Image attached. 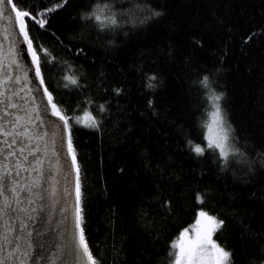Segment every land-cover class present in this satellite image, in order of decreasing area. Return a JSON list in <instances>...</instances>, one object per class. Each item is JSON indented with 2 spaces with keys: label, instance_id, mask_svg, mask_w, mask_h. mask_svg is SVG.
<instances>
[{
  "label": "snow or ice",
  "instance_id": "obj_1",
  "mask_svg": "<svg viewBox=\"0 0 264 264\" xmlns=\"http://www.w3.org/2000/svg\"><path fill=\"white\" fill-rule=\"evenodd\" d=\"M70 2L60 0L51 7L33 10L32 6L22 7L18 0H0V19L14 21L19 40L23 42L18 46V38L13 36L5 51L4 42L0 41V113L4 114L0 117V240L3 241L0 244V264H31L32 260L37 264H126L128 258V249L124 246L127 237L121 236L117 241L114 227L111 245H102L98 241L97 249L100 250L90 246L85 228L82 165L74 138L77 124L102 130L103 124L113 115V96L106 87L97 92V95L107 96L97 105L99 117L88 108H85L82 116L71 115L56 101L54 92L46 82L44 64L48 63L51 67L55 57L43 55L48 54L50 49L43 43L38 45L36 37L30 32L29 21H33L41 29L55 35L49 26L53 10H63ZM129 3L130 0H77L71 13L73 32H79L83 38L73 41L81 45L74 49L75 53L86 55L85 44L89 38L99 40L102 36L120 31L125 36L137 34L141 30L137 25L147 28L166 14L159 6V0H143L135 5V11L126 7ZM129 16L131 19H126ZM124 24H132L133 27L125 30ZM9 35L6 27L5 39ZM252 35L254 33L243 39L247 41ZM56 39L62 46L72 47V44L64 45L58 36ZM192 39L197 46H202L201 39L196 36ZM114 43V40L107 41L109 45ZM21 51L26 53L24 59L30 58V64L20 58ZM224 51L226 54L227 48ZM159 53L166 60L174 59L171 47L166 53L160 47ZM224 58V55L219 56V62L209 67L196 59L194 48L183 57L184 91L189 111L195 116L201 105L205 104L207 119L201 121L204 125L202 132L191 124L185 129L183 121L177 126L178 135L183 138L181 147L187 150L186 154L190 157L207 162L206 167H201L200 175L209 170H216L220 174L234 169L236 165L233 161H239L240 166L245 168L243 174L254 176L258 171H264V141L257 142L244 135L229 117L227 92L220 80ZM95 59L93 56L91 62L95 63ZM143 63L142 54L137 72L143 73ZM29 67L33 75L29 74ZM57 70L63 71V78L82 91L80 80L85 74H77L76 64L65 62L58 65ZM92 75H96L95 72ZM97 79L104 83L108 77L101 70ZM32 84H36L35 89ZM162 86V73L151 71L146 74L144 87L152 92L147 105L157 117L164 113L163 105L157 104L155 96ZM111 92L118 101L126 92L124 83L120 82L119 86L114 84ZM88 102L92 103L91 100ZM116 107L119 108L118 103ZM146 151L143 154L146 155ZM45 160L48 162L47 172ZM143 167L153 178L150 185L152 191L149 196L139 198V206L134 208L133 215L137 226L150 236L153 247L161 253L159 264H165V259L167 264H264V229H251L238 217L235 209H217L215 199H209L212 195L210 187L193 190L192 198L196 204L192 222L179 227L175 236L170 231L166 236L165 229L178 224L179 217L173 214L172 196L162 185L165 181L179 182L183 174L177 172L173 176L168 160L158 159L153 164L146 159ZM58 173L63 175L65 185L59 211L65 221L71 214L74 230L69 236L66 227L57 229L62 242L58 241L48 255L41 253L43 244L36 248L33 238L38 233L32 225L36 223L38 209L56 206L59 199L55 183ZM233 175H236L235 171ZM45 179L51 182L42 184ZM48 219H52L51 215ZM230 221L243 228L242 239L245 236L252 238L251 241L245 240L239 252L235 245H229L219 238ZM47 231V226L41 228V232ZM156 241H163V244L157 246ZM146 251L145 248L136 253L133 264H143L142 253ZM147 259H151V254Z\"/></svg>",
  "mask_w": 264,
  "mask_h": 264
},
{
  "label": "trees",
  "instance_id": "obj_2",
  "mask_svg": "<svg viewBox=\"0 0 264 264\" xmlns=\"http://www.w3.org/2000/svg\"><path fill=\"white\" fill-rule=\"evenodd\" d=\"M18 2L22 7L32 6L36 10L51 7L60 0ZM76 2L71 0L67 8L53 10L49 26L55 35L33 21H29V27L36 43H43L50 49L43 55L55 57L51 67L44 64L46 82L56 101L71 115L82 116L88 108L99 117L97 105L107 96L97 95V92L106 87L113 96V115L103 124L102 130L75 125V144L82 165L86 237L90 246L100 250L97 249L98 241L111 245L114 227L117 241L121 236L127 237L126 264H133L136 253L145 248L143 264H159L161 253L153 247L150 236L137 226L133 215L139 198L149 196L152 191L153 178L143 167L146 159L153 164L158 159L168 160L173 176L177 172L183 174L179 182L165 181L162 185L172 196L173 214L179 217L178 224L165 229L166 236L169 231L175 236L179 227L192 222L196 204L192 192L209 187L212 189L209 199H215L217 209H235L251 229H264V171L254 176L245 175V168L239 161H233L234 169L220 174L209 170L200 175L201 167H206L207 162L186 154L177 128L183 121L185 129L191 124L202 132L201 121L207 116L205 104L195 116L190 113L184 91L183 57L194 48L196 59L209 67H214L219 56L224 55L220 80L227 92L229 117L244 135L257 142L264 141V0H159L166 14L158 22L147 28L137 25L141 28L137 34L125 36L120 31L99 40L89 38L85 44L86 55L74 51L81 45L73 41L83 38L79 32H73L71 13ZM141 2L143 0H130L126 7L135 11V5ZM132 27V24L123 25L125 30ZM250 33L254 35L245 41L243 37ZM57 36L64 45L72 44V47L62 46ZM193 36L202 40V46L196 45ZM108 40L115 43L109 45ZM160 47L165 53L171 47L174 59L166 60L159 53ZM142 54L143 73H139L136 68ZM93 56L95 63L91 62ZM65 62L76 64L77 74H85L80 80L82 91L63 78V71L57 70V66ZM101 70L108 77L104 83L97 79ZM151 71L162 73L163 86L155 93L157 104L164 108L159 117L154 116L147 105L152 92L144 83L146 74ZM93 72L96 75H92ZM120 82L124 83L126 92L117 101L111 89ZM144 150H147L146 155ZM242 231L239 224L230 221L219 238L235 245L239 252L245 240H252L247 236L242 239ZM156 244L160 246L163 241H156ZM149 254L150 260L147 259Z\"/></svg>",
  "mask_w": 264,
  "mask_h": 264
},
{
  "label": "water",
  "instance_id": "obj_3",
  "mask_svg": "<svg viewBox=\"0 0 264 264\" xmlns=\"http://www.w3.org/2000/svg\"><path fill=\"white\" fill-rule=\"evenodd\" d=\"M10 25V26H8ZM7 27V31L10 33L8 39H5L4 37V29ZM15 36L18 38V46L22 45V40H19V33H18V27L15 26L14 21L8 22L3 19H0V41L4 42V48L5 51L7 50L8 45L11 43L12 37ZM20 58L24 60V63L30 64V58L24 59L26 53L24 51H21L19 53ZM15 68V66H13ZM28 72L30 75H33V70L31 67H29ZM38 83V82H37ZM34 89L36 87V84L31 85ZM42 91V90H41ZM39 95V93L37 94ZM19 99V98H17ZM46 102V101H45ZM23 107V106H22ZM3 113H0V117H3ZM47 115H51V113H48ZM64 159H69L67 157H64ZM0 163H2V160H0ZM47 160H45V172L48 171L47 167ZM23 175V173H21ZM51 181L48 179L42 180V184L50 183ZM56 183V194L59 197V199L56 200V206L50 207L47 209H38V215L36 217V223L32 225L34 231L38 233L36 236H34V243L36 244V248L39 247L40 244L44 245V248L41 250L42 254H51V250L55 247L58 241L62 242V239L60 236H58L57 229L66 227L69 230V236L71 235V231L74 230V223L71 218V214L69 213V218L67 221L63 219L62 214L59 211V206L61 204V200L64 199L63 197V189L65 187L64 185V177L61 174H57V179L55 181ZM45 192H47V189H45ZM72 198L74 199V190L72 193ZM47 203V200L45 201ZM39 203V202H38ZM51 215L52 219L49 220L48 216ZM44 226H47L48 231L47 232H41V228ZM3 241L0 240V244H2ZM36 248L33 249L34 254L36 252ZM31 264H37V261L32 260ZM54 264H58V262H54Z\"/></svg>",
  "mask_w": 264,
  "mask_h": 264
},
{
  "label": "rangeland",
  "instance_id": "obj_4",
  "mask_svg": "<svg viewBox=\"0 0 264 264\" xmlns=\"http://www.w3.org/2000/svg\"><path fill=\"white\" fill-rule=\"evenodd\" d=\"M206 119H207V116H206ZM206 119H205V120H206Z\"/></svg>",
  "mask_w": 264,
  "mask_h": 264
}]
</instances>
